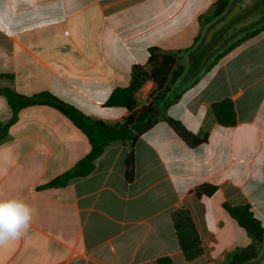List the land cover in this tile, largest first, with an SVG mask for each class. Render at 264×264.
Listing matches in <instances>:
<instances>
[{
    "label": "crops",
    "instance_id": "crops-1",
    "mask_svg": "<svg viewBox=\"0 0 264 264\" xmlns=\"http://www.w3.org/2000/svg\"><path fill=\"white\" fill-rule=\"evenodd\" d=\"M218 0H0V88L49 92L96 121L122 124L130 112L107 107L128 87L150 49L189 50ZM183 54V60L190 59ZM8 76V77H6ZM184 82L163 111L207 143L190 148L167 123L138 140L135 177L126 180L129 146L113 142L87 177L47 188L89 151L87 138L58 111L24 109L0 142V200L33 209L21 238L0 246V264H225L253 244L224 205L251 207L264 227V32L225 55L208 73ZM157 90L147 81L137 108ZM229 99L237 124L219 125L212 106ZM12 111L0 94V125ZM217 188L211 196L197 188ZM187 209L202 255L187 261L173 214Z\"/></svg>",
    "mask_w": 264,
    "mask_h": 264
},
{
    "label": "trees",
    "instance_id": "trees-1",
    "mask_svg": "<svg viewBox=\"0 0 264 264\" xmlns=\"http://www.w3.org/2000/svg\"><path fill=\"white\" fill-rule=\"evenodd\" d=\"M234 0H218L215 4L213 14L203 18V26L210 25L222 19ZM264 32V24L247 31L242 37L232 42H225L214 51L205 61L203 66L194 75L192 84H196L199 77L210 72L215 65L228 53L244 42L253 39ZM199 35L195 45L189 50L175 54H163L157 48L150 49L148 66H135L131 73V81L128 87L117 88L109 97L106 106L126 109L130 116L122 124L109 126L101 121H96L83 113L81 110L59 99L52 93L42 92L32 96H25L16 93L9 88H0L12 111L11 120L0 125V142L3 141L9 129L19 119V114L24 109L34 106H47L58 111L68 119L88 140L90 151L73 168L53 180L47 188L65 187L71 180L89 176L95 170V162L105 152L106 148L113 142L121 141L129 146V154L126 159V180L132 183L135 177V148L138 140L144 134L151 131L158 123V118L163 117L165 123L190 147L197 148L205 143L206 139H200L190 132L181 122L170 117H165L163 111L171 105L165 104L169 98L171 101L179 99L180 93L175 94L182 80L188 74L189 68L182 63L183 54H190L192 65H195V53L200 47ZM191 65V66H192ZM1 77H5L0 75ZM8 77V76H6ZM147 81H153L157 90L151 94L147 106L138 109L136 94ZM212 110L216 121L223 127H234L237 124V115L233 102L229 99L215 103ZM217 191L216 187L203 185L197 188L199 197L213 196ZM226 212L237 222V224L252 239L253 244L244 249H238L231 253L225 264H249L260 257L264 244V227L254 216L251 207L224 205ZM172 220L177 233L179 245L187 261H193L202 255L201 241L198 231L194 225L190 212L187 209L176 211ZM158 264H172L170 258H161Z\"/></svg>",
    "mask_w": 264,
    "mask_h": 264
},
{
    "label": "water",
    "instance_id": "water-1",
    "mask_svg": "<svg viewBox=\"0 0 264 264\" xmlns=\"http://www.w3.org/2000/svg\"><path fill=\"white\" fill-rule=\"evenodd\" d=\"M262 17H264V0H245L233 14L221 21V24L214 29L208 40L200 46L198 51L194 54L196 59L194 66L192 65L193 63L190 57L192 66L184 82L193 79L206 59L222 46L233 33ZM259 264H264V262Z\"/></svg>",
    "mask_w": 264,
    "mask_h": 264
},
{
    "label": "clouds",
    "instance_id": "clouds-1",
    "mask_svg": "<svg viewBox=\"0 0 264 264\" xmlns=\"http://www.w3.org/2000/svg\"><path fill=\"white\" fill-rule=\"evenodd\" d=\"M33 209L18 199L0 200V246L17 240L30 227Z\"/></svg>",
    "mask_w": 264,
    "mask_h": 264
},
{
    "label": "rangeland",
    "instance_id": "rangeland-1",
    "mask_svg": "<svg viewBox=\"0 0 264 264\" xmlns=\"http://www.w3.org/2000/svg\"><path fill=\"white\" fill-rule=\"evenodd\" d=\"M244 1L245 0H234L231 3V5H230V7L228 9V12L226 13V15L222 19H220V20H218V21H216V22H214V23H212L210 25L205 26L203 32L201 33V40L198 43V45H199L198 47H200L204 42H206L208 40V38L210 37L211 33L214 31V29L221 24V21L223 19H226L229 15L233 14L237 10V8ZM261 24H264V17L259 18V19H256V20L252 21L251 23L243 26L239 30H237L235 33H233L229 37V39L227 40V42L230 43L232 41H235V40L239 39L247 31H250V30L254 29L255 27H258ZM182 63L185 64V65H187V67H191V60L190 59H188L187 61L182 60ZM262 262H264V244H263V249L261 251L260 257L257 260H255V261H253V262H251L249 264H259V263H262Z\"/></svg>",
    "mask_w": 264,
    "mask_h": 264
}]
</instances>
